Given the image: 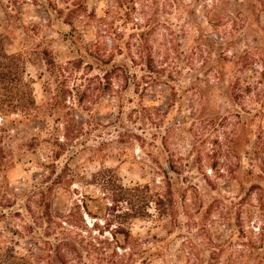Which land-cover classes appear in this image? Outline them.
<instances>
[{
  "label": "rangeland",
  "instance_id": "rangeland-1",
  "mask_svg": "<svg viewBox=\"0 0 264 264\" xmlns=\"http://www.w3.org/2000/svg\"><path fill=\"white\" fill-rule=\"evenodd\" d=\"M5 32L35 101L30 119L0 114L8 254H39L24 224L41 199L80 222L76 204L101 195L87 182L114 169L164 204L130 222L128 243L85 215L88 264H264V0H0Z\"/></svg>",
  "mask_w": 264,
  "mask_h": 264
},
{
  "label": "trees",
  "instance_id": "trees-1",
  "mask_svg": "<svg viewBox=\"0 0 264 264\" xmlns=\"http://www.w3.org/2000/svg\"><path fill=\"white\" fill-rule=\"evenodd\" d=\"M70 15L69 13L65 16V22L73 26L74 23ZM10 38V32L0 33V85H5L11 89H22V93L18 97L15 95L6 96V99L0 97V114H2L4 108H12L13 111L21 112L25 119H30L34 112L32 106L35 104L33 90L29 82L24 81L23 84L20 82L19 76L24 73L23 67L20 73L17 70L19 68L17 60L23 59L26 64L28 53H9L7 48L9 47ZM42 55L47 65L53 64V59L47 49H43ZM147 67L154 70L152 65L149 64V53ZM63 146L62 143L58 144L60 149H63ZM61 153L62 151L57 152L54 160L59 158ZM163 173L168 178L165 181V187L168 188L167 193H169L171 188L170 177L166 171H163ZM61 178L62 176H59L58 180ZM55 182L58 183V181ZM89 185L97 187L101 195L97 197L83 195L82 200L75 206L80 212V222L79 218L72 219L74 218L73 215L64 218L55 216L51 200L45 204L44 199H41L37 211L33 213L29 209L28 213L32 221L24 224L25 237L29 236L36 240L40 246L39 254L37 256L27 254L10 255L5 248L0 246V264L95 263L94 254H97L98 250L97 240L92 238L91 235L88 238L85 234L90 233V229L99 228L98 220L102 221L103 229L110 231L116 238L118 234L124 235L123 242L128 243L131 237L130 222L136 219L145 220L150 217L149 209L152 204H155L159 209L164 204V196L157 193V191L154 192L150 185L142 186L137 183L133 187H127L114 169H103L92 175L86 186ZM50 190L51 187L48 191ZM143 191H149V194L143 195ZM44 193L46 192H41L42 197ZM95 202L103 206L102 209L99 208V211L96 212L92 209ZM96 208L98 207L96 206ZM85 215L96 220L90 229L83 219ZM117 243L120 244L119 246H124V243L119 241Z\"/></svg>",
  "mask_w": 264,
  "mask_h": 264
}]
</instances>
